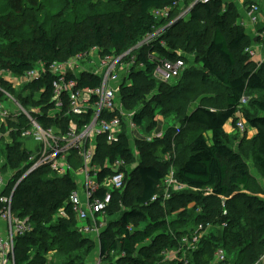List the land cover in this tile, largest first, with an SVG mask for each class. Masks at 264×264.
Here are the masks:
<instances>
[{
	"label": "trees",
	"instance_id": "1",
	"mask_svg": "<svg viewBox=\"0 0 264 264\" xmlns=\"http://www.w3.org/2000/svg\"><path fill=\"white\" fill-rule=\"evenodd\" d=\"M72 2L88 7L93 6L95 0ZM188 2L193 4L191 20L186 24L185 19L180 18L170 24L172 17L180 15L181 4ZM117 5L114 11H91L67 20L58 14L34 15L28 19L30 23L27 19L23 23L29 26V32L12 39L7 49L0 51V71H11L16 77L41 64L49 66L67 61L94 48L99 50L102 58L131 52L130 57L137 58V65H144V68L137 66L132 73L131 85L122 88L125 106L142 107L136 106L134 110L137 111L135 122L141 127L146 126L150 133L160 120L181 124V128H175L166 123L168 128L163 139H155L152 143L137 141L138 160L127 137L122 136L113 145L99 140L95 163L103 164L107 158L111 162L122 159L128 166H135L127 176L123 192L114 194L108 215H114L113 212L120 208V218L102 235V258L110 264H163V253L177 249L189 229L212 224L218 229L202 242L193 257H189L191 264H210L218 249H224L227 254L225 264L259 261L264 254V199L254 195L257 182L250 175L242 154L228 144L225 127L231 122L237 125L239 111L248 94H264V64L254 63L247 54L255 41L263 44L258 35L264 34V23L257 26L253 40L237 23L238 10L222 0L210 4L198 0H124ZM2 30L0 25V37L4 36ZM159 30L162 34L149 47L141 45ZM204 45V55L199 56ZM154 52L159 58L170 61L177 60L179 53H183L194 58L195 65H201V70L192 72L196 66L189 67L179 79L159 83L153 75L156 65L149 58ZM186 62L189 65L187 59ZM78 80L82 88L96 89L101 85L98 77L87 74ZM52 81L53 78L47 75L28 86L25 90L31 95L26 99L23 96L26 92H23L21 102L26 107H41L46 115L48 107L42 106L49 105L52 99ZM209 83L216 84L217 91L224 92V100L220 103L206 94L201 102L208 107L200 105L191 110L196 89L199 91ZM1 85L10 89L8 82L0 81V89L4 90ZM42 88L46 91L41 94L40 102L34 101L36 92ZM150 95L151 99H148ZM0 98H3L1 91ZM219 105L220 109L213 108ZM253 105L261 114L247 120L255 130L254 162L264 177V101H254ZM148 109H152L150 114ZM60 115L57 114V119L43 116L39 120L44 127L56 122L65 128L69 119L58 120ZM91 120L90 115L81 120L75 118L81 125ZM186 127H201L203 131L211 132V142L202 131L192 135L185 141L182 151L180 148L178 151L188 130ZM11 140V144H5L3 149L0 172H20L10 183L8 194L27 171L31 158L21 142V132H14ZM167 154L175 157L165 161ZM171 168L177 181L189 190L174 194L164 203L165 180ZM112 175L113 172L106 169L100 178ZM75 187L73 176L59 178L49 168L34 171L19 184L13 196L12 214L19 219H28L34 231L17 239L16 264H47V254L55 250L60 252L65 264L89 263L87 260L96 246L90 241L92 238L80 232L79 223L69 207ZM208 189L211 194L205 193ZM156 197L160 199L153 202ZM239 200L252 213L249 227L255 232L254 239H249L235 227L233 217L238 213L236 204ZM60 210L65 211L63 218L59 217ZM225 211L227 215H224ZM225 223L228 227L222 229ZM233 251L239 256L230 262ZM121 255L125 256L122 258Z\"/></svg>",
	"mask_w": 264,
	"mask_h": 264
},
{
	"label": "built area",
	"instance_id": "2",
	"mask_svg": "<svg viewBox=\"0 0 264 264\" xmlns=\"http://www.w3.org/2000/svg\"><path fill=\"white\" fill-rule=\"evenodd\" d=\"M198 1L210 4L214 0ZM244 11L246 23L256 30L257 26L263 23L262 7L254 2L246 5ZM162 32L159 30L148 36L141 45L149 47ZM258 36L264 38V34ZM247 54L251 57L256 56L255 48L248 49ZM130 55L131 52H128L121 56L109 55L102 58L99 50L94 48L67 61L54 62L49 66L41 64L20 77H16L8 70L0 71V81L8 82L9 86L16 91L26 89L47 75L53 78L52 99L49 105L42 106L48 107L46 115L41 107L27 108L21 100L0 89L3 95V98H0V145L5 137L9 138L6 144H11V135L14 132H21V142L31 155L30 166L9 194L10 183L20 171L12 170L6 174L0 172V220L5 224L4 228L0 229V264H16L17 239L26 237L34 231L28 219L13 216L12 203L19 184L31 173L42 168H49L59 178L67 175L74 177L76 187L68 202L71 212L79 223L80 232L85 237L97 239L99 244L101 243L105 232L101 221L109 216L108 212L112 206L114 194L123 192L130 169L135 166H128L122 159L111 162L107 158L103 164L95 163L99 140L103 139L106 144L113 145L118 143L122 136L127 137L133 154L137 157L138 150L134 151V146L136 147L135 143L138 140L152 143L155 139H163L165 135L160 133L143 137V127L135 122L137 111H127L119 100V92L123 87L131 85V76L137 66L144 67L143 64L137 65V58L130 57ZM149 58L156 65L153 75L159 83L173 82L179 79L189 67L196 66L194 58L183 53H179L175 61L161 59L155 52L150 53ZM185 58L189 61V65ZM85 74L98 77L101 80L100 87L96 89L80 87L78 79ZM45 91L46 89L42 88L41 91L36 92L33 100L40 102L41 94ZM26 94L31 95L28 91L24 95ZM29 96L26 95L25 98ZM52 110L58 111L57 114H62L58 120L69 119L65 128L56 122L47 127L41 125L39 117L57 119V114L50 115ZM88 115L92 120L87 124L81 125L75 121V118L81 120ZM245 125L247 123H243L242 120L238 121L236 126L245 129ZM137 134L142 139H139ZM173 157L175 155L167 154L165 161H170ZM24 169L25 167L22 168ZM106 169H110L113 175L100 178ZM103 189H105L104 193L99 195ZM187 190L189 188L177 181L175 171L171 168L165 180L164 203L170 201L174 194ZM211 192V189H208L205 193L211 194ZM159 199L156 197L153 202ZM64 212L60 210L59 217L63 218ZM224 215H227L226 211ZM227 227L225 223L221 228L226 229ZM216 229L218 228L212 224H200L189 229L180 240L177 249L163 253L162 263L191 264L189 257H193L199 251L202 242ZM124 256L121 255L122 258ZM227 260L225 250L218 249L210 264H225ZM263 263L264 254L256 264ZM88 264L110 263L104 261L99 252L97 258Z\"/></svg>",
	"mask_w": 264,
	"mask_h": 264
},
{
	"label": "rangeland",
	"instance_id": "3",
	"mask_svg": "<svg viewBox=\"0 0 264 264\" xmlns=\"http://www.w3.org/2000/svg\"><path fill=\"white\" fill-rule=\"evenodd\" d=\"M124 0H118L117 3H122ZM116 0H95L93 6H88V7H82V6H76L73 4L72 0H0V25L3 28V37H0V51H5L7 49V46L9 42L15 38H19L21 34H25L29 32V26L23 25V23H30V18L34 15H40V16H45V14L49 16L53 14H58L61 19H73L74 17H82L86 13H89L91 11L95 12H109V11H114L118 8L117 3H115ZM225 3L228 4V1H225ZM232 6H234L238 12L240 9V6H236L235 3H229ZM246 3H244V8H245ZM193 4L191 2L188 3H182L180 7V15L174 16L171 19V23H175L177 19H185V23L187 24L191 20V15L190 11L192 9ZM240 14V12H239ZM242 14V13H241ZM29 19V20H28ZM180 19V20H181ZM237 23L241 24L244 29H249V25L243 20V18L240 15V18L237 20ZM26 26V27H25ZM206 26V25H205ZM249 26V27H248ZM25 27V28H24ZM247 32V31H246ZM13 33V34H12ZM17 35H15V34ZM255 40L256 38H252ZM19 40V39H18ZM263 44L260 43V41H255L253 43L252 48H255L256 56L251 57V60L254 63L257 64H264V38H262ZM206 49V46L204 45L201 50H199V56H203L204 52ZM201 66V65H199ZM197 65L195 69L192 72H197L200 71L201 69ZM199 82V81H198ZM2 86V85H1ZM199 85H197L195 88H198ZM5 91L9 92L14 98L20 100L22 98V93L25 91V89L16 91L12 87L10 89L5 86H2ZM202 87V86H201ZM196 89V95H195L196 100L194 103L191 105V110L195 109L198 106H206V104H202L201 100L202 98L208 94L207 96H211L213 98H217L220 103L224 100V92L222 91H217L216 84L214 83H209L206 85L204 88H200L199 91ZM213 91V92H212ZM217 92V93H216ZM29 96L28 94H26ZM26 95L23 94L25 97ZM119 100L122 102L123 98V92L120 91L119 94ZM151 96H148V99H151ZM27 99V98H26ZM264 101V94L259 93V94H248L242 103L241 109L239 111L238 117L240 118L239 121L243 120V123H247L245 125V129H241L240 127H237L233 122L229 123L227 127H225V132H226V140L230 147L237 153H241L243 158L248 164L249 172L250 175L256 180L257 185L255 186V192L254 195L264 197V177L261 174L258 166L254 162V156H255V144L253 142V128L248 125V117H255L257 115L261 114V111L256 108L253 103L254 101ZM122 105L124 108L132 112L134 111L138 106L140 107L141 105H134L131 106V108H128L127 104L126 106L122 102ZM208 107V106H206ZM30 108V107H27ZM211 108V107H210ZM214 109H220L221 105L213 107ZM142 109V107L138 108ZM148 114L152 112V109H148ZM158 111V110H157ZM58 113V111L52 110L50 112L51 116H54ZM160 118L164 119L162 116ZM166 123L169 126H174L175 128H181L180 122H175V121H166ZM163 122L162 120L159 121L157 128L153 132H149L146 129V126L143 127L144 130V135L143 137H148V136H155L160 133H165L166 134V129L167 124ZM187 128V127H186ZM185 129V128H184ZM187 132L184 133V140H181V145L178 147V151L180 148V152L183 149V146L185 147V141L191 138L192 135H196L198 133H201L203 129L201 127H191L187 128ZM177 131V130H176ZM191 131V132H188ZM179 131H177V134ZM203 134L205 138L211 142V138L209 136V133L206 131H203ZM137 137L139 139H142V137L137 134ZM9 141L8 137H5L3 142L0 145V160L4 159L3 155V149L5 147V144ZM136 144V143H135ZM134 151H136L137 147L134 146ZM133 150V149H132ZM138 150V149H137ZM138 160V156L136 158ZM135 168V167H134ZM134 169L130 170L133 171ZM136 188V187H135ZM242 200H239L236 204L237 206V214L234 215V220H235V227L239 228L238 230L247 234L248 238L254 239L256 237L255 232L251 231L249 227V220L251 219L252 213L249 212V210L243 206ZM192 205V204H191ZM13 206V205H12ZM114 215L112 216H107L104 218L101 223L104 224L105 231L108 230L109 225L110 228L119 220L120 215V208L116 209L114 212ZM233 220V221H234ZM74 224L77 226V223L74 220ZM96 246V249L94 253L88 258L87 262H92L94 259L97 258L100 252V244L97 239L91 240ZM227 251V250H226ZM228 252V251H227ZM229 253V252H228ZM230 262H233V260H237L239 253L237 251H233L230 253ZM48 261L47 264H65V260L61 256L60 252L55 250V252H50L47 254ZM259 260V259H258ZM257 261V260H256ZM250 261L248 264H256L257 262ZM264 264V263H263Z\"/></svg>",
	"mask_w": 264,
	"mask_h": 264
},
{
	"label": "crops",
	"instance_id": "4",
	"mask_svg": "<svg viewBox=\"0 0 264 264\" xmlns=\"http://www.w3.org/2000/svg\"><path fill=\"white\" fill-rule=\"evenodd\" d=\"M222 1L224 2V0H222ZM225 1H228V3H232L233 2V3H235V5L237 7L241 5L240 9H239V12H240L241 17L243 18V20L245 22H246V20H245L244 3H246V5H249L250 3H254V2L258 3L262 7V17H263V23H264V0H225ZM246 5H245V7H246ZM246 31L249 34V37H251V38L254 37L255 38V36H256V30L255 29H253L252 27H249V29H246ZM252 130L254 131L253 135H255V130L254 129H252ZM208 133H209L210 138L212 139V133L211 132H208ZM138 141H141V140H138ZM4 226H5L4 222H2L0 220V229L4 228Z\"/></svg>",
	"mask_w": 264,
	"mask_h": 264
},
{
	"label": "bare ground",
	"instance_id": "5",
	"mask_svg": "<svg viewBox=\"0 0 264 264\" xmlns=\"http://www.w3.org/2000/svg\"><path fill=\"white\" fill-rule=\"evenodd\" d=\"M144 68V67H143Z\"/></svg>",
	"mask_w": 264,
	"mask_h": 264
}]
</instances>
